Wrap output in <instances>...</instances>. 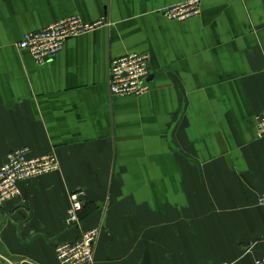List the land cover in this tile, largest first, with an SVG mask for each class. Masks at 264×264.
<instances>
[{
  "label": "crops",
  "instance_id": "0c3cea01",
  "mask_svg": "<svg viewBox=\"0 0 264 264\" xmlns=\"http://www.w3.org/2000/svg\"><path fill=\"white\" fill-rule=\"evenodd\" d=\"M0 0V166L27 148L59 170L0 208V264H58L100 228L92 264H254L264 257V0ZM110 26L38 66L17 48L61 20ZM149 58L148 90L112 97L109 61ZM86 203L67 228L71 193Z\"/></svg>",
  "mask_w": 264,
  "mask_h": 264
},
{
  "label": "built area",
  "instance_id": "2783aa9c",
  "mask_svg": "<svg viewBox=\"0 0 264 264\" xmlns=\"http://www.w3.org/2000/svg\"><path fill=\"white\" fill-rule=\"evenodd\" d=\"M167 19L184 22L195 18L200 13L199 0H191L168 6L163 9ZM110 23L100 19L85 23L78 17H70L38 32L26 34L17 45L21 51H26L33 62L44 65L52 62L68 39L77 38L100 28H108ZM149 58L146 55L127 54L109 61L108 92L112 97H140L148 90ZM256 136L264 137V110L255 117ZM59 170V163L52 155L31 157L27 148L12 150L6 154L4 163L0 166V208L4 203L20 194L19 185L29 180L47 175ZM86 194L83 191L71 193L65 224L67 228L79 230L82 222ZM264 203L262 197L258 205ZM100 234V228L79 232L73 242L59 244L54 249L58 264H92L94 250ZM264 241V234L262 236ZM9 264V263H7ZM254 264H264V257L254 261Z\"/></svg>",
  "mask_w": 264,
  "mask_h": 264
},
{
  "label": "water",
  "instance_id": "95a60500",
  "mask_svg": "<svg viewBox=\"0 0 264 264\" xmlns=\"http://www.w3.org/2000/svg\"><path fill=\"white\" fill-rule=\"evenodd\" d=\"M22 264H29V263H27V262H24V263H22Z\"/></svg>",
  "mask_w": 264,
  "mask_h": 264
}]
</instances>
